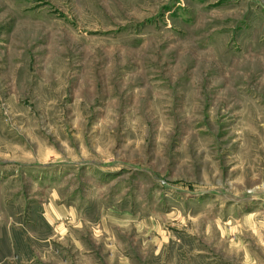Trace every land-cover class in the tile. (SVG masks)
Listing matches in <instances>:
<instances>
[{"label":"rangeland","instance_id":"rangeland-1","mask_svg":"<svg viewBox=\"0 0 264 264\" xmlns=\"http://www.w3.org/2000/svg\"><path fill=\"white\" fill-rule=\"evenodd\" d=\"M0 264H264V0H0Z\"/></svg>","mask_w":264,"mask_h":264}]
</instances>
